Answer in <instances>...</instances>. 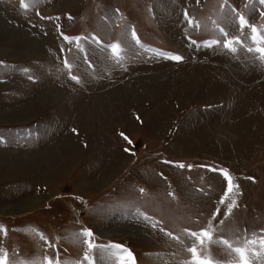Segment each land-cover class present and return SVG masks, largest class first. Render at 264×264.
<instances>
[{
  "label": "rangeland",
  "instance_id": "rangeland-1",
  "mask_svg": "<svg viewBox=\"0 0 264 264\" xmlns=\"http://www.w3.org/2000/svg\"><path fill=\"white\" fill-rule=\"evenodd\" d=\"M26 2L30 6L24 9L19 0H0V12L19 31L49 44L41 41L30 50L31 42L18 43V31L9 35L15 45H8L4 31L0 34V159L7 160L0 164V207L26 205L0 212V226L6 230L0 231V249L10 264H42L44 256L58 257L60 264H88L86 250L92 264L127 260L126 253L120 258L114 254L113 244L130 250L134 264H184L193 243L184 229L199 231L209 221L214 240L201 251L220 264L233 259L217 242L221 238L234 246L255 239L259 249L264 236V61L248 51L257 45L251 28L240 27L238 16L264 35V4ZM233 38L240 41H233L234 52L224 47V40ZM213 40L218 43L208 46ZM113 43L120 45L119 57L112 53ZM48 47L53 55L45 51ZM165 52L183 59L159 54ZM144 99L150 104L139 110L140 125L130 112L138 111ZM99 100L104 112L93 104ZM23 107L28 114L17 117L13 112ZM119 112L128 117L125 125ZM180 113L184 120L174 139L177 129L171 122ZM73 121L83 123L86 146L78 137L76 144L67 145V126ZM97 125L105 137L102 148L96 144ZM167 128L173 129L171 135L159 141ZM115 129L138 138L140 154L122 153L114 141ZM222 169L238 186L224 203L220 201L228 182ZM68 193L83 196L76 199ZM232 200L236 206L226 216ZM217 208L220 213L213 218ZM85 228L96 245L90 250L82 235ZM251 258L264 264V255Z\"/></svg>",
  "mask_w": 264,
  "mask_h": 264
},
{
  "label": "snow or ice",
  "instance_id": "snow-or-ice-1",
  "mask_svg": "<svg viewBox=\"0 0 264 264\" xmlns=\"http://www.w3.org/2000/svg\"><path fill=\"white\" fill-rule=\"evenodd\" d=\"M20 2V7L27 9L30 5L26 2V0H19ZM261 4H264V0H260ZM188 13L185 12V17H187ZM261 15L264 16V12H261ZM239 19V24L241 28H244L245 26L250 27L251 28V39L253 41V43H255L257 46L255 47V49L253 48H249L248 51H255L256 53L259 54V58L264 61V35H260L259 34V30L257 29V27L255 25H249L247 20L245 19V17L243 15H239L238 16ZM189 24L194 23L193 21L189 20L188 21ZM197 27H199V25H196ZM221 32H223L224 30L221 28L220 29ZM227 34L225 33V36ZM132 36L133 38L136 37V33L133 30L132 32ZM64 39L68 40V39H73L72 37H67L65 36ZM77 41L79 40V37L74 38ZM235 40L236 43H239V38H233V40H229V39H225L224 40V47L228 48L230 51H236V48L233 47V41ZM137 43H139V41L137 40ZM193 43H196L195 41H193ZM218 43V41L213 40L210 42V44L208 46H211L212 44H216ZM77 46H79L77 44ZM110 48L112 50V53L114 56L119 57L120 54V45L117 43H113L112 45H110ZM160 55H163L164 57L170 59V60H175V61H181L183 59L182 56L177 55V54H173V53H159ZM65 66L70 68L71 66L67 63V61H65ZM73 80H77V82H79L78 77L76 76H72ZM73 131H76L75 129H73ZM123 135V133H122ZM125 139H128L127 137H125ZM131 141H129L130 143ZM179 167H184L183 164L178 165ZM189 167H191V165H189ZM222 174L224 176V178L227 180L228 182V188L227 191L224 193V196L221 197V203L225 202V199L229 196V193H231L233 191L234 188H237V185H234L232 182V178L229 175L228 171L226 169H222ZM249 179H252L251 177H249ZM141 192H143V189H140ZM77 199H79V197H77ZM236 206V201L232 200L231 203H228L227 205V212L225 213V215H230L232 212V209ZM220 213V209L217 208L216 211L212 214L213 218L217 217ZM221 223H223V221H221ZM156 225L153 224V227H155ZM0 231H5V229H3V226H0ZM161 232L164 231L163 228L160 229ZM185 233L192 238L193 243L192 246L187 248L186 251L190 254V259L184 261V264H220L219 261L213 259L211 256L209 255H205L201 249H204L207 245L211 244L214 240V236H213V227H212V221H209V224L207 227L205 228H201L199 231H190L188 229H184ZM167 236L172 237L173 239L176 240H180L179 236H175L173 237V234L171 232H167L165 233ZM82 235L85 237L84 243L87 246V249H93L96 247V245L92 242V236L93 233L90 229H83L82 230ZM40 239L41 240H45L46 238L43 236V234H39ZM220 244H223L227 249L230 250V252L233 254V259L227 261V264H254V261L251 257L253 256H261L264 255V236H261L259 238V249L255 248V245L257 244V240L253 239V240H245L243 242V244L241 245H237L234 246L228 239H219L217 241ZM52 245H50L51 247ZM112 249L115 250L114 254L120 258L122 256L123 253L127 254V260L124 259H119V264H134V259L132 256V253L130 252V250H128L127 248L123 247L122 245H118V244H113ZM84 260H86L88 262V264H92V260L90 258V252L89 251H85L84 254ZM0 264H10L9 259H8V254L6 251H4L3 249H0ZM31 264H37L36 261L31 262ZM42 264H60V260L59 258H53V257H49V256H44L43 260H42Z\"/></svg>",
  "mask_w": 264,
  "mask_h": 264
},
{
  "label": "crops",
  "instance_id": "crops-1",
  "mask_svg": "<svg viewBox=\"0 0 264 264\" xmlns=\"http://www.w3.org/2000/svg\"><path fill=\"white\" fill-rule=\"evenodd\" d=\"M148 99H144V100H140V104H141V106H139L138 107V111L137 110H132L130 113H131V117H132V119L134 120V121H136V123L137 124H140V125H142V121H143V117H142V115L140 114V112H139V110L141 111V110H147L148 109V107L149 106H147V105H149L150 104V102H149V100L147 101ZM137 104V103H136ZM138 105V104H137ZM131 109H133V108H131ZM124 114V113H123ZM121 112H119L117 115H118V119H125V123H124V125L126 124V121L128 120V117H125V115H123ZM175 120H177V122L176 123H174L175 122ZM182 120H184V118H183V113H180V115L178 116V117H174L173 118V121L171 122V126H173V129H177L176 131V133L174 134V139L176 138V136H177V134H178V130H179V128H177V126L179 125H181L180 124V122L182 121ZM121 124V123H120ZM82 125H83V123L80 121H73V122H71L68 126H67V133H68V138L66 139V142L68 143L67 145L68 146H70V144H72L73 142H75V144H76V138L78 137L80 140H81V145L82 146H86L87 145V141H86V139H85V132H84V138H82L81 136H83L82 135V128H83V130H84V127H82ZM81 127L80 129H79V127ZM176 126V127H175ZM73 129H75L76 131H73ZM173 129H171L170 131L168 130V128H167V131H164V134L162 135V137L161 138H163V139H161L160 138V140L159 141H165V139L168 137V135H171V131L173 130ZM169 131V132H168ZM122 133H123V135H122ZM156 133H159L158 131L156 132ZM115 135H116V138H115V142L118 144V145H120V148H121V152L122 153H124L126 156H128V155H132V156H137L138 155V153H139V146L140 145H142V144H139L138 145V143H139V140H138V138H137V140H136V137H131L130 135H129V133H128V131L127 130H122V129H115ZM125 137H127L128 139H125ZM20 138H22V136H20ZM85 140V141H82V140ZM172 139V137L170 138V140ZM173 139V140H174ZM30 140H32V139H30ZM30 140H26V142L27 143H29L30 142ZM136 140V141H135ZM35 141H37V140H34L33 142H35ZM129 141H131L130 143H129ZM167 141V140H166ZM66 145V146H67ZM166 145H168V143L166 144ZM9 147H12V146H9ZM58 147V146H57ZM77 147V146H76ZM58 152V151H57ZM154 152V151H153ZM56 153V152H55ZM57 154V153H56ZM140 154V153H139ZM139 188L141 189V187H138L137 188V191L139 190ZM69 194V193H68ZM70 196H72V197H75L76 199H77V197H79V198H82V196L83 195H81V194H74V193H71V194H69Z\"/></svg>",
  "mask_w": 264,
  "mask_h": 264
},
{
  "label": "bare ground",
  "instance_id": "bare-ground-1",
  "mask_svg": "<svg viewBox=\"0 0 264 264\" xmlns=\"http://www.w3.org/2000/svg\"><path fill=\"white\" fill-rule=\"evenodd\" d=\"M6 16V15H5ZM4 15H2V13L0 12V34H3L2 32L4 31V34L5 35H7L8 37L6 38L7 39V42H8V45H15L17 42L15 41V40H13V38H12V36H14L13 34H15V32H17V38H18V43L21 41V39H24L25 41H29V42H31V48H29L30 50L33 48V47H36V46H38L40 43H41V41H42V43L44 44V46L45 47H47V46H49V44L47 45V43L45 42V40L43 41L41 38H39V37H34V36H32V35H30V34H28V33H25V32H27L26 30L24 31L23 29H21L22 30V32H20L19 31V29H18V25L15 23V22H11V21H9L10 19L8 18V17H5ZM176 33V32H175ZM9 35H12V36H9ZM17 38H15V39H17ZM23 44V43H22ZM44 47V48H45ZM28 49V50H29ZM47 50H45V51H48V53L50 54V55H53V51L50 49V47H48V48H46ZM29 50V51H30ZM4 51H6V50H4ZM52 57V56H51ZM53 58H54V56H53ZM50 61H52V59L50 60ZM228 68V67H227ZM230 70V69H229ZM230 73H231V70L229 71ZM233 72V71H232ZM235 72V71H234ZM161 73H163V72H160V74L159 75H161ZM165 73V72H164ZM233 74V73H232ZM164 75H167L166 73L164 74ZM163 75H161V77H162ZM233 76V75H232ZM241 76V75H240ZM156 77V76H155ZM158 77V76H157ZM147 78H149V76L147 77ZM151 78V77H150ZM152 79V78H151ZM150 79V80H151ZM156 80L158 79V78H155ZM154 79V80H155ZM160 79V78H159ZM156 83V82H155ZM62 87V86H61ZM53 89V88H52ZM54 90V89H53ZM63 90V89H62ZM56 92V91H55ZM76 95V94H75ZM54 96V95H53ZM98 97V96H97ZM107 99V98H106ZM109 99V98H108ZM97 103V105L100 107V112L102 111V112H104V110H105V106L103 105L104 103H103V101H102V103L100 102V100L99 101H96V102H93V104H96ZM91 104V103H90ZM159 106V105H158ZM158 106H156V108L158 107ZM163 106V105H162ZM166 107V106H165ZM165 107H163V108H161V107H159V110H160V108H161V110L163 109V111L164 112H166L167 110H166V108ZM158 109V108H157ZM158 110V112H160ZM1 111V110H0ZM4 111V110H3ZM11 111V110H10ZM14 111V110H13ZM14 114H16V113H18V116L17 117H22V116H25L26 114H28V112L26 111V109L23 107V108H21L20 110H18L17 112H13ZM161 113V112H160ZM162 114V113H161ZM103 120V119H102ZM159 120V119H158ZM160 121V120H159ZM156 125H158L159 123H158V121L156 120ZM107 123V122H106ZM105 123V124H106ZM155 123V122H154ZM98 124V123H97ZM161 125V124H160ZM96 126V125H95ZM235 127H237V125L235 126ZM230 128V127H229ZM235 129V128H234ZM237 130V129H236ZM104 131V130H103ZM239 132V131H238ZM237 131H235V133H238ZM234 133V134H235ZM94 134H95V137H96V144L98 145V146H100V148H102V146L104 145L103 143H104V135H103V133H102V130H101V128H98V125H97V129L95 130V132H94ZM235 135H237V134H235ZM238 139H240V138H238ZM237 141V140H236ZM103 144V145H102ZM100 150V149H99ZM105 151V150H104ZM0 152H3V151H0ZM3 154V153H2ZM105 154V153H104ZM45 155V153H41V156H44ZM18 160H21L20 158H18V159H15V161H13L12 163H13V165H16L17 163H19L20 161H18ZM7 161V160H6ZM5 160H4V158L3 159H0V164L1 163H4V162H6ZM9 163V162H8ZM6 165H7V163H5ZM9 165L10 164H8L7 166L9 167ZM18 165V164H17ZM87 182H89V181H87ZM90 184H91V181H90ZM31 203H33V202H31ZM1 208V207H0ZM26 208V205H24V206H19V205H15L14 203H12L11 205H8V206H6V207H3V208H1L0 209V212H15V211H20V210H23V209H25ZM132 227H134V225L132 226ZM114 231V230H113ZM104 234V233H103Z\"/></svg>",
  "mask_w": 264,
  "mask_h": 264
}]
</instances>
